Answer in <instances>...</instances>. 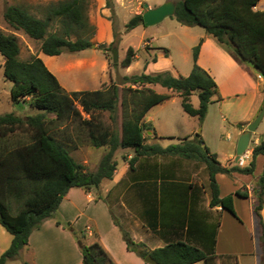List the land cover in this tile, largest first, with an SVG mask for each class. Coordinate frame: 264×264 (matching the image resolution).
Masks as SVG:
<instances>
[{
  "label": "trees",
  "instance_id": "trees-1",
  "mask_svg": "<svg viewBox=\"0 0 264 264\" xmlns=\"http://www.w3.org/2000/svg\"><path fill=\"white\" fill-rule=\"evenodd\" d=\"M175 1L173 17L181 24L202 26L241 63L247 65L245 59L253 61L257 73L264 77V10L256 9L260 0ZM90 2L58 0L38 5L40 16L22 4H9L5 6L3 17L10 27L39 41L43 53L50 56L60 55L64 51L74 53L89 48L92 45L91 38L96 34L97 27L87 15ZM106 6L113 18V1L106 0ZM142 14H135L126 24L127 29L144 25ZM202 42L203 39L193 48L194 65L187 76H175L170 71L149 73L144 70L124 76L129 85L123 88L121 94L119 128L117 104L120 88L117 83L95 90L68 91L40 56L33 54L26 60L20 58L21 48L15 33L0 30L3 71L6 79L12 82V100L19 103L29 99L32 107L42 110L26 118L13 112L0 115V223L13 236L9 247L0 255V264L19 258L21 249L29 244L31 233L55 215L71 187H82L89 191L100 187L104 179H112L118 167L115 154L119 149L133 151L131 158L124 156L131 171L140 157L152 155L180 156L205 163L209 174L210 206H221L239 218L234 195L248 197V193L237 190L235 194L221 196L217 174L253 173L256 157L264 154V139L253 146L248 165L225 166L205 144L200 132L167 146L147 142L145 136V132L153 129L152 124L145 121L146 114L153 106L172 96L156 91L148 86L150 84H159L178 93L183 110L197 116L200 123L204 121L209 105L221 99L217 82L198 64ZM100 46L106 49L105 43ZM159 48L165 56H169V48ZM135 57L136 50L131 46L122 65L130 66ZM151 61L156 62L157 56ZM195 93L199 97L198 107L192 103ZM105 111L110 112L109 123L102 118ZM83 112L88 117H84ZM50 113L54 116L49 117ZM62 123L66 124L64 140L58 137V127ZM74 123L77 124V138H73L66 130ZM25 133H28L27 138ZM82 136L93 147H107L95 170H86L85 165L76 161L66 146V142H69L73 147H78L77 139H82ZM255 195L254 212L258 218L264 264V221L261 217L264 170L255 188ZM191 216L186 239L176 236L167 240L163 247L152 250L146 249L143 242H136L122 228L127 248L142 259L150 254L160 264H193L198 261L216 264L220 221L215 220L211 225L202 227L198 222L200 218L196 219L194 213ZM114 221L119 224L116 219ZM81 252L82 264H118L99 240L82 244ZM23 264L32 263L24 260Z\"/></svg>",
  "mask_w": 264,
  "mask_h": 264
},
{
  "label": "crops",
  "instance_id": "crops-1",
  "mask_svg": "<svg viewBox=\"0 0 264 264\" xmlns=\"http://www.w3.org/2000/svg\"><path fill=\"white\" fill-rule=\"evenodd\" d=\"M165 1L167 0H163L155 6ZM256 9L264 10V0L258 2ZM101 26L103 33L106 34L105 42L111 43L113 41V35H109L113 27L111 21L105 19ZM195 38L198 41L203 39L198 64L213 76L219 86L221 99L213 103H218L220 108L227 112L230 123L238 127L239 137L264 105V77L258 78V73L256 72L255 75L252 68L238 63L218 43L217 39L206 31ZM148 41L151 43L150 40ZM40 53L43 52L40 51L36 55L40 56ZM170 54V50L169 56H165L164 52L160 50L157 53V61L145 63L143 70L152 73L153 67L159 63L160 58L167 57L170 63L166 64L167 66L163 70L166 69L175 76H183L179 68L171 61ZM152 85L148 86L152 87ZM168 100L155 106L163 105ZM148 113L145 116V121L151 123L153 129L146 132L149 137L147 142H158V138L165 135L155 127L154 119L152 116H147ZM204 121L201 124H204ZM195 132H197L196 129L185 137L192 136ZM260 134L263 137L253 140L246 165L251 161L253 146L264 139V131H260ZM201 135L205 144L213 153L217 154L218 160L223 165L234 164L232 159L236 156L237 143L234 144L233 153L231 151L227 153L220 147L217 149L211 147L203 133ZM228 137L230 138L231 135L228 134ZM226 154H229L230 157ZM131 156L132 154L128 157L131 158ZM222 156H225L226 162L222 161ZM255 161V170L251 174L240 172H234L232 175L217 174L221 196L235 194L237 190L248 193V197L234 195V205L239 218L228 210L222 209L221 206H210L209 174L203 162L171 155L143 156L137 161L135 169L131 171L127 160H122L121 165L118 161L113 178L104 179L100 187L87 191L82 187L75 186L71 187L64 196L55 215L59 212L63 218L62 222L70 223L72 227L69 226V229L65 230L62 225H57L55 218H48L31 233L29 246L25 248L32 249L35 262L33 264H72V260L82 264L81 245H77L75 238L72 240V236L68 233L76 227L80 230L79 234L83 232L88 237H90L91 230L95 232L99 241L118 264H147L138 254L127 248L121 229L114 219L136 242H143L147 248L152 250L163 247L167 240L176 236L186 239L191 214L194 213L196 219L200 218L198 222L202 227L211 225L215 220L220 221L216 243L218 258L234 259L238 264H262L260 230L258 218L254 212V204L256 202L255 188L264 170V154L258 155ZM241 202L249 206L248 219L243 217L238 210ZM261 217L264 221V206L261 209ZM48 224L55 231L60 232L58 234L63 241L57 238L51 246L47 241L35 240L36 236L43 237V232ZM226 225L231 226L236 232L249 227V235L252 233L251 244L244 248L232 247L229 241L227 242L226 238L222 236ZM86 229L88 230L86 231ZM256 230L258 231L257 241L255 237L253 238L257 233ZM63 234L66 237H63ZM239 242V238L232 240V243L237 245ZM61 243L65 245V249L58 247ZM70 250L73 252V259L69 256ZM193 264H205V262L198 261Z\"/></svg>",
  "mask_w": 264,
  "mask_h": 264
},
{
  "label": "rangeland",
  "instance_id": "rangeland-1",
  "mask_svg": "<svg viewBox=\"0 0 264 264\" xmlns=\"http://www.w3.org/2000/svg\"><path fill=\"white\" fill-rule=\"evenodd\" d=\"M56 1L58 0H0V30L13 32L18 36L21 48V59L26 60L33 54L39 53L40 42L28 37L22 31H17L9 26L3 17L5 6L9 4H22L26 6L30 12L40 16L41 14L37 9L38 5ZM112 1L114 7L113 18L111 10L106 6V0H91L87 8V15L91 23L97 27L96 34L91 38L92 44L94 46L91 45L89 48L74 53L64 51L60 55L55 56H49L45 53H40V57L44 60L48 68L58 77L62 86L68 91L85 89L95 90L105 88L112 83H117L120 88V99L117 104V125L120 128L122 110L121 94L123 88L129 85V83L124 80V76L143 72L145 63L150 62L153 57L157 56V53L162 50L159 48V46L168 47L171 52L170 58L171 61H173V64L179 68V71L183 74V76L188 75L194 65L193 48L201 40L200 39L198 41L195 37H199L201 34H204L205 29L199 25H183L175 17L169 16L158 24L152 26L139 25L129 30L126 27V24L135 14L144 12L146 9L145 4H148L150 7H154L163 0ZM105 19L110 20L113 25L109 34L113 35V41L115 40L112 45L110 44L113 41L111 43L105 42L106 34L103 33L104 31L102 30L101 26L102 21ZM54 26L56 27V25ZM114 32L116 34V39H114ZM148 40H150L151 43H149ZM102 43L106 44V49L101 48L100 45ZM131 46L136 50L135 60L130 66H123L122 61L127 56L128 49ZM113 48H117V60H114L113 58ZM228 54L238 63L243 64L231 53L228 52ZM158 62L159 63L153 67L152 72L166 71V69H163L167 66L166 64L170 63L169 59L167 57H161ZM3 64L4 57L0 53V115L13 112L16 115L26 118L28 115L41 112L42 110L31 106L29 99L22 100L19 103H15L12 100V82L6 79L4 76ZM252 69L256 75V69L254 67ZM152 88L158 92L170 93L172 95L171 97H173L163 105H158L152 108L147 115L153 117L155 127L161 133H163V135H165L158 138V142L160 144L168 145L172 143H179L183 138H185V135L194 132L196 129L197 132H200L201 134L203 133L205 140L211 147L215 149L220 147L227 153L228 151L233 153L234 144L237 143L239 138L238 127H236L235 124L230 123V118L227 116V112L224 109H221L218 103L209 105L204 124H201L198 117L192 116L183 110L181 98L178 96V93L170 89H166L158 84H153ZM246 101L248 102V100ZM192 103L195 107L199 106V97L196 93L192 95ZM48 116L53 117L54 115L50 113ZM83 116L88 117L85 112H83ZM109 116V111H105L103 113L102 118L106 123L110 122ZM76 125L77 124L75 123L71 124L68 126V129H66L73 138H77L75 130ZM65 126L66 124L62 123V125L58 127V137L62 140H64L65 133L63 130L66 128ZM260 131H264V118L259 124L256 132H254L252 135L249 149L252 148L253 140L255 138L263 137V135L260 134ZM228 134L231 135L230 138L228 137ZM24 136L27 138L28 133H25ZM145 136L147 137L146 140H148L149 137L146 132ZM77 141L79 142V146L76 148L73 147V145H71L69 142H66V146L68 147L70 154L76 159V161L84 164L86 170H95L98 167L100 159L105 154L107 147H93L88 141H86V139H83V136L82 139L79 138ZM130 154H134L131 149H119L115 154V158L120 162L121 165L122 160H124V156L129 158L128 156ZM226 155L230 157L229 154ZM224 157L222 156V161L226 162ZM235 157L232 159L234 164ZM238 210L243 215V217H247L248 219L249 206L247 204L241 202ZM59 214L60 213L58 212L57 215L52 217L55 218L56 223L58 221H63V218H61ZM49 225L50 224H48V226L46 225V229L43 232V237H41V235H39L40 237L36 236L35 240H42L43 242L47 241L48 244L53 246L54 241L57 240V238H60L58 234L60 232L57 230L55 231L54 228L52 227V229ZM57 225H62L65 230H68L69 226L72 224L62 222L61 224L57 223ZM117 225L123 234L122 228L119 226V224ZM248 229L249 227H247L246 230L239 229V232H236L231 226L226 225L225 232L222 236H224L223 238H226L227 242L229 241L232 247L239 246L244 248L247 247V245H250L252 241V233L249 235ZM87 230L88 229H86V231ZM79 231V228L74 227V230H70V232H68L72 236V240L75 238L77 245H79V240H81L82 244H91L94 241L99 240L95 232L92 230L89 234L90 237H88L86 233L83 232L79 234ZM254 235L255 236H253V238L255 237L257 241L258 231ZM64 236L65 234H63V237ZM234 238L240 239L238 245L236 243H232ZM11 240L12 234L7 231L0 223V255L3 253L6 247L10 245ZM59 240L63 241L61 238ZM25 247L21 249L18 259L14 261L9 260L7 261L8 263H6L19 264V262H21V264H23L24 260H28L32 264L35 263L33 260L32 249H26ZM58 247L64 248L65 245H62L61 243ZM146 249L149 248L146 247ZM69 256L71 259L74 258L72 251L69 252ZM74 263L78 264L77 261L72 260V264ZM216 264H238V262H236L234 259L217 258Z\"/></svg>",
  "mask_w": 264,
  "mask_h": 264
},
{
  "label": "water",
  "instance_id": "water-1",
  "mask_svg": "<svg viewBox=\"0 0 264 264\" xmlns=\"http://www.w3.org/2000/svg\"><path fill=\"white\" fill-rule=\"evenodd\" d=\"M146 10L143 12V22L146 26H152L155 24L160 23L163 21L166 17L173 16L176 11V1L175 0H167L163 2L162 4L150 7L148 4H145ZM92 46H94L92 44ZM113 58L114 60H117L118 54H117V48H113ZM245 63L249 67H255V63L249 59L244 60ZM264 117V105L261 108L260 112L257 114V116L248 124L247 129L241 133L237 140L236 144V157L235 160H238L239 156L243 153H245L250 145L251 138L254 132H256L259 124L261 123L262 119ZM0 217H2V213L0 212ZM79 245L82 244L81 240H79ZM144 262L147 264H160L158 261H156L150 254L147 255L144 259Z\"/></svg>",
  "mask_w": 264,
  "mask_h": 264
},
{
  "label": "built area",
  "instance_id": "built-area-1",
  "mask_svg": "<svg viewBox=\"0 0 264 264\" xmlns=\"http://www.w3.org/2000/svg\"><path fill=\"white\" fill-rule=\"evenodd\" d=\"M258 78H262L261 74H258ZM250 157V149L248 147L247 151L243 154H241L238 158V160H235V164H238L239 166H244L246 165L247 159Z\"/></svg>",
  "mask_w": 264,
  "mask_h": 264
}]
</instances>
